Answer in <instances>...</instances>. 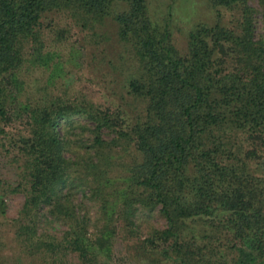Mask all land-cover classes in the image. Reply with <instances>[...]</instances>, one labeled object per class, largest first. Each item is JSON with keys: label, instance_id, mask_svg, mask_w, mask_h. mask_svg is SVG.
<instances>
[{"label": "trees", "instance_id": "trees-1", "mask_svg": "<svg viewBox=\"0 0 264 264\" xmlns=\"http://www.w3.org/2000/svg\"><path fill=\"white\" fill-rule=\"evenodd\" d=\"M184 1L0 0V163L13 166L0 215L5 194H24L14 264H264V0ZM108 16L131 59L120 98L139 101L134 112L38 95L35 69L66 41L58 26L95 34ZM74 114L91 122L88 143L61 132ZM155 209L165 225L141 237L138 212Z\"/></svg>", "mask_w": 264, "mask_h": 264}, {"label": "rangeland", "instance_id": "rangeland-1", "mask_svg": "<svg viewBox=\"0 0 264 264\" xmlns=\"http://www.w3.org/2000/svg\"><path fill=\"white\" fill-rule=\"evenodd\" d=\"M190 2L188 5L193 7L194 3ZM183 3L185 4L186 1L183 0ZM250 3L258 7V9L260 8L257 0H250ZM199 8L198 12L196 11L197 17L204 16L208 19L213 16L207 10L202 12V9L200 10ZM181 19L176 18L174 21L173 38L178 47L183 49L185 40L184 31L178 28L183 23ZM48 20H46L47 23ZM54 21L64 23L65 18L62 15H57L52 20V22ZM71 22L70 20V23L65 28L55 23L51 25L52 31H55L57 26L62 29L61 31H64L66 41L63 42L64 44H61L60 40L54 41V44H56L55 49L59 52H57L49 68L35 69L34 82L36 83L34 85L39 92L38 95L43 98L59 96L64 99L78 101L85 99L111 109L122 107L127 112H134L135 109L133 108L136 105H140V102L132 101L129 97L127 99L126 97L120 98L121 95L126 96L121 86L125 81L126 71L121 70V63L126 67V64L130 63L131 59L126 47L118 40L115 21L110 16L106 17L94 27L95 34H92L93 29L79 28ZM256 33L264 34V15L261 11L256 13ZM96 34H101L99 36L101 39L98 42H96ZM53 36L51 35V37ZM125 61L127 62L126 64ZM54 68L55 71H53ZM87 125H91L89 120L81 115L74 114L69 120H62L60 127L61 132L66 133L71 143L80 144L82 142L88 143L91 136ZM0 164H2L0 175L13 176V166L10 162L5 159ZM81 196L82 194L79 192L77 197ZM4 199L6 208L4 215H0V239L6 244L2 252L8 257L7 264H14L12 254L17 255L18 252L14 250L17 242L15 239L13 240V237L18 236L15 235L12 226L16 224V220L20 215L24 202V194L23 192H9L4 195ZM83 199V209L89 213L91 220L94 221L98 217V205L91 199L86 197ZM138 216L141 237H144L152 226L163 227L165 225L164 217L156 209L152 211L140 210ZM50 226V230L57 234L62 233L66 227L65 224L58 221H53ZM92 227L91 225V229ZM118 237L122 236L118 235ZM113 252L116 253L117 257L125 253L121 241H115ZM117 264H128V261L121 262V260H118Z\"/></svg>", "mask_w": 264, "mask_h": 264}]
</instances>
